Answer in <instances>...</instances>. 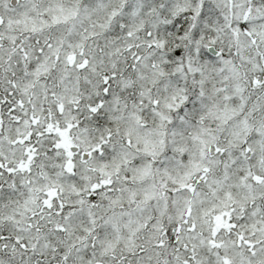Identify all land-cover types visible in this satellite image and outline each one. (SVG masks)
I'll return each mask as SVG.
<instances>
[{"label": "snow or ice", "instance_id": "snow-or-ice-1", "mask_svg": "<svg viewBox=\"0 0 264 264\" xmlns=\"http://www.w3.org/2000/svg\"><path fill=\"white\" fill-rule=\"evenodd\" d=\"M0 264H264V0H0Z\"/></svg>", "mask_w": 264, "mask_h": 264}]
</instances>
